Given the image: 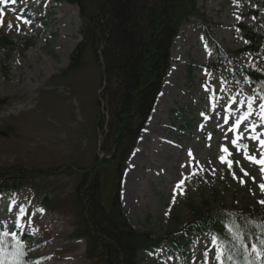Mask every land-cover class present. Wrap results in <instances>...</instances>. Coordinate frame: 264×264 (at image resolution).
I'll return each mask as SVG.
<instances>
[{
  "label": "rangeland",
  "instance_id": "rangeland-1",
  "mask_svg": "<svg viewBox=\"0 0 264 264\" xmlns=\"http://www.w3.org/2000/svg\"><path fill=\"white\" fill-rule=\"evenodd\" d=\"M198 8L205 22L193 20L179 30L171 49V71L123 180L128 217L138 230L158 238L189 222L191 204L208 203L215 209L225 205L231 211L264 215L261 165L234 150L230 140L236 134L229 131L236 118L247 111L248 98L253 97V115L240 127V131L248 127L249 132L239 142L248 145L249 155L261 158L264 149L259 141L247 138L255 124L264 139L261 101L241 72L251 63L262 69L264 62L238 52L244 45L234 29L241 23L254 24L248 16L251 8L234 0H199ZM259 20L263 24L257 28L264 30V13ZM81 27L78 9L66 0H0V33L29 45L13 56L6 75L0 73V100L10 102L0 110V165H41L42 160L49 162L66 154L79 141L75 134L81 123L77 100H49L41 98L40 92L56 91L61 99L69 97V86H55L51 77L68 66L69 56L81 40ZM230 97H235L236 103ZM67 110H73L74 117ZM28 114L33 120L25 117L17 139L8 138L7 124L11 126L13 120ZM41 117L46 121H40ZM222 146L232 155L222 152ZM221 156L233 160L231 170L221 163ZM236 160L248 176L239 171ZM232 172L245 183L234 179ZM185 177L181 192L176 185ZM127 185L131 192L125 193ZM71 187L72 181L62 178L58 189L66 194ZM26 200L29 208L23 216ZM35 206L32 197L0 196V225L13 227L21 221L20 231L33 239L30 257L37 259L36 264H87L84 241L70 239L71 216L38 211ZM168 250L165 245L156 255H144L141 264H175L165 255ZM205 252L207 264H216L215 247L203 239L187 250L186 263L205 264ZM256 258L258 264H264L260 252Z\"/></svg>",
  "mask_w": 264,
  "mask_h": 264
},
{
  "label": "trees",
  "instance_id": "trees-1",
  "mask_svg": "<svg viewBox=\"0 0 264 264\" xmlns=\"http://www.w3.org/2000/svg\"><path fill=\"white\" fill-rule=\"evenodd\" d=\"M66 1L78 9L81 40L68 66L51 81L68 85L69 97L61 99L56 91L40 92V97L77 100L79 141L66 154L42 160L41 165L1 164L0 195L23 193L35 200L38 210L71 216L70 239L85 242L87 264H140L144 254L157 252L163 242L170 244L169 256L176 264H187L183 251L201 237H215L224 264H258L251 246L264 255L260 244L264 215L232 212L225 205L215 209L208 203L191 204L189 222L158 238L138 230L123 207L125 170L170 71L174 40L191 20L204 22L199 0ZM235 2L248 4V16L255 21L235 26L245 45L240 52L264 62V30L257 28L264 0ZM28 47L25 41L0 33V73L6 75L11 58ZM242 73L264 97V67L249 66ZM7 105L8 99L0 100V110ZM67 112L74 117L73 110ZM32 116L22 115L7 124V137L17 139L23 119L33 120ZM62 178L72 181L66 194L58 189ZM32 245L33 240L25 241L18 229L0 228V264H36L37 259L30 257Z\"/></svg>",
  "mask_w": 264,
  "mask_h": 264
},
{
  "label": "snow or ice",
  "instance_id": "snow-or-ice-1",
  "mask_svg": "<svg viewBox=\"0 0 264 264\" xmlns=\"http://www.w3.org/2000/svg\"><path fill=\"white\" fill-rule=\"evenodd\" d=\"M6 2V0H5ZM13 3H15V0H12ZM235 2V0H234ZM239 19V17H238ZM25 23H28V21H24ZM9 27H11V25H9ZM230 99L233 100V103H236V98L235 97H230ZM259 99L261 100V103L259 104V109H260V119L262 121H264V97H259ZM243 103V102H241ZM253 103H254V98L253 97H249L247 100V111L243 112L240 116H238L233 124V126L229 129V131L235 133V138L230 140L231 145L233 146L234 150L236 152H243V156L246 160H249L253 163L259 164L261 165V172L264 173V152H261V158L257 159L255 156L249 155L248 152V145L247 144H242L239 141L243 140L245 138V133L249 132V128L245 127L244 131H240V127L242 124H244L246 121L249 120V118L253 115ZM228 121L225 120V123H227ZM256 125L252 124L250 127V132L251 134L247 136L248 139L251 140H255V141H259V145L262 149H264V139H261V136L259 133L256 132ZM227 138V137H226ZM221 151L224 153H227L228 155H232L231 152H229V149L227 147H221ZM189 155H191V153H189ZM220 161L221 163H227V166L229 168V170L232 169V165H233V160L227 159L226 156H221L220 157ZM235 163L237 164V166L239 167V171L243 173L244 176H248L249 173L240 166V161L236 160ZM203 170V169H201ZM213 172H215V169H213ZM193 175H195V173H193ZM233 178L234 179H239L240 183H245V181L242 178L237 177L236 172H232ZM187 179V177H185L184 179L180 180L178 182V184L176 185V187L178 189L182 190V185L184 184V180ZM261 191H264V185H260ZM260 203L264 204V200L260 201ZM213 243H215V237H213ZM261 245H264V240L260 241ZM22 247V246H21ZM252 251L256 252V245H252L251 246ZM259 255V253H257ZM207 259H208V253L205 252L204 253V260H205V264H207ZM215 259L216 261L219 262V264H224V259H223V251L221 249L220 246H216L215 248ZM227 259L229 261L232 260V256H228Z\"/></svg>",
  "mask_w": 264,
  "mask_h": 264
},
{
  "label": "bare ground",
  "instance_id": "bare-ground-1",
  "mask_svg": "<svg viewBox=\"0 0 264 264\" xmlns=\"http://www.w3.org/2000/svg\"><path fill=\"white\" fill-rule=\"evenodd\" d=\"M185 30H182V32L181 33H183ZM190 31V29L187 31V32H189ZM232 33L234 34V32L232 31ZM66 38V37H65ZM145 139V137H142V142H143V140ZM139 151V148L137 149V152ZM131 165H132V162H130L129 163V167H131ZM130 173H129V170H128V174H127V178H128V175H129ZM127 181V180H126ZM127 191L128 192H131V187L130 186H128L127 185V188L125 187V193H127Z\"/></svg>",
  "mask_w": 264,
  "mask_h": 264
}]
</instances>
